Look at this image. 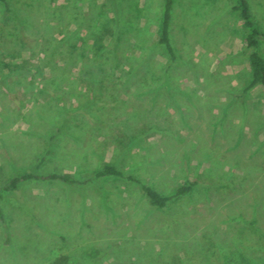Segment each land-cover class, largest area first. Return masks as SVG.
Masks as SVG:
<instances>
[{
    "label": "rangeland",
    "instance_id": "374dc122",
    "mask_svg": "<svg viewBox=\"0 0 264 264\" xmlns=\"http://www.w3.org/2000/svg\"><path fill=\"white\" fill-rule=\"evenodd\" d=\"M7 1L0 184L101 163L165 196L198 184L163 212L120 178L24 185L1 204L0 264H264V92H243L231 0H174L173 63L156 44L163 0ZM247 2L264 30V0Z\"/></svg>",
    "mask_w": 264,
    "mask_h": 264
},
{
    "label": "trees",
    "instance_id": "16d2710c",
    "mask_svg": "<svg viewBox=\"0 0 264 264\" xmlns=\"http://www.w3.org/2000/svg\"><path fill=\"white\" fill-rule=\"evenodd\" d=\"M174 0H163L160 23L157 26L156 44L160 45L171 63L176 59L174 49L170 42L169 31L171 25V12ZM6 12L9 11L7 0H0ZM231 10L236 13L243 32V49L246 53V59L249 69V82L243 92L254 87H261L264 92V58L260 55L259 43L264 42V30L254 19L247 0H231ZM18 68L20 65H15ZM64 129L60 125L56 129L57 133ZM40 164L16 173L11 178L0 184V223L4 224L5 216L1 204L10 196L17 194L24 185L38 183H57L66 187H85L94 181L107 178L125 179L128 182L135 183L147 202L149 207L155 211L163 212L168 209L174 198H182L189 194L196 186L197 182L185 181L176 188L172 196H165L150 186L142 183L132 175H125L124 172L113 163H101L99 167L85 175L78 177L70 173L42 172ZM67 257L57 256L49 264H67Z\"/></svg>",
    "mask_w": 264,
    "mask_h": 264
}]
</instances>
